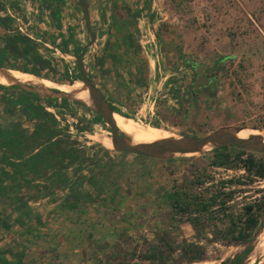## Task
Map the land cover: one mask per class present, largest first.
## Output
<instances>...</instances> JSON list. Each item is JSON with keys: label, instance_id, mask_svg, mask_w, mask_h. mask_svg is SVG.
<instances>
[{"label": "rangeland", "instance_id": "1", "mask_svg": "<svg viewBox=\"0 0 264 264\" xmlns=\"http://www.w3.org/2000/svg\"><path fill=\"white\" fill-rule=\"evenodd\" d=\"M154 1L155 8L161 6L154 10L162 24L159 31L161 41L181 51L183 43L178 32L179 26L183 15L195 12V0ZM241 1L248 11L264 6V0ZM263 12L264 9L258 11L254 16L255 20H252L261 23L262 28ZM205 14L209 15V12L205 11ZM249 48H254L252 53L256 50L253 45ZM170 57L169 67H180V77L187 83L196 78L194 67L188 61L205 66L206 74L218 79L221 94L215 97L216 94L200 87V96L196 103H190L188 114L178 128L169 122L133 119L140 126L144 129H162L168 136H204L221 127L264 132V57L233 56L223 59L188 54H183L182 59L175 54H170ZM72 87L87 92L81 81L75 82ZM231 92L234 98L231 97ZM83 112L78 108L77 116L84 115ZM86 118L88 117L84 119ZM89 118L92 120L94 115L91 113ZM71 122L76 124L73 120ZM77 124H80L79 128L87 125ZM73 129L77 132L75 126ZM90 130L108 136L105 139H111V131L107 125L92 127ZM72 136L86 141L80 134ZM133 140L139 142L134 137ZM110 149L109 155H102V152L94 154L92 161L83 169L84 173L81 172L86 180L88 178V184L78 187V190L84 194L87 188L92 199L83 202L77 211L73 206L56 205L55 197L50 193L51 201H42L38 205L34 204L35 199L25 206V210H34L35 226L41 225L38 235L31 233L29 238L20 240V234H17V217L22 206L20 188L17 190L14 184L9 193L0 194V245H4L3 239L9 232L14 233L0 247L1 256L5 259V255L7 258L12 255L13 258L17 257L20 250L15 251V248L20 247L21 241L31 247L34 242L41 245L42 249L39 251L25 252L27 256L32 254L39 257L36 264H112L120 261L125 262L124 264H153L141 259L140 255L151 245L160 243L163 236L170 241L172 247L170 264H220L246 248L244 244L229 242L228 216H238L247 203L264 201V179L250 174L244 164L251 155L264 165V154L229 147L226 152L230 154V160L226 165L219 166L213 163L215 149L160 160L119 152L113 147ZM140 179L143 182L139 184L145 187H138L133 192L131 183L136 180L141 182ZM101 184H105L103 194L95 191L96 186ZM174 188L206 198L218 196L217 201L210 207L208 215L204 214L200 220L191 222V215L174 213L166 201L164 193ZM34 190L37 189L27 188L24 192L30 199L48 195ZM70 190L66 188L58 192L66 196ZM99 195L104 196L105 202L100 201ZM191 214L192 217L199 215L195 210ZM258 217L259 224L252 242L253 251L245 264H264V209L258 212ZM195 245L203 247L201 257L190 260L184 251ZM48 248L56 251L45 252ZM134 253L136 255L132 256ZM29 263L34 264V259Z\"/></svg>", "mask_w": 264, "mask_h": 264}, {"label": "crops", "instance_id": "2", "mask_svg": "<svg viewBox=\"0 0 264 264\" xmlns=\"http://www.w3.org/2000/svg\"><path fill=\"white\" fill-rule=\"evenodd\" d=\"M87 2L95 35V42L91 46L88 45L90 34L81 10V0H0V60L2 61L0 67L26 74L34 80L48 81L53 87L52 91L67 93L61 87L71 86L77 81L82 82L77 57L86 49L83 59L87 73L101 90L114 114L134 120L142 118L150 122L152 120L169 122L173 127L178 128L188 114L190 103H196L202 86H194V81L187 83L183 77H180V67L176 69L169 67L170 54L181 56V59L183 54L223 59L233 56L264 57V27L262 28L261 23L252 21L264 6L248 11L244 9L241 0L234 2L195 0L196 5L193 7L195 12L183 15L182 24L179 26L178 32L183 46L181 51L178 50L180 54H176L168 47L169 44L160 39L159 31L162 24L157 15L155 16L154 10L160 9L161 6L155 8L154 0H87ZM159 4L162 5L160 2ZM205 11L209 12V15L205 14ZM117 14L130 16L133 20V25L123 33L126 39L121 37L119 39L115 33L113 26ZM262 18L264 20V12ZM254 28L257 30L254 31ZM250 45L255 46L254 53H252L254 48H249ZM139 63L145 66H139ZM0 85L5 86L4 90H0V124L21 120L22 125L28 131H32L34 121L25 119L22 106L18 103H10L2 96L3 93L16 94L17 98L20 89L33 91L17 85L3 83ZM26 87L33 88L34 85L27 84ZM216 92L211 93L219 97L221 91L217 89ZM231 97H233L232 92ZM54 98L58 99L61 106L47 105V108L54 113L61 128L67 127L66 132L76 141L77 148L84 153V162H76L65 170L68 180L61 187L54 186L50 180L37 179L27 183L20 180L22 206L18 212L16 227L20 240L29 238L31 233L38 235L41 229V225L35 226L34 210L29 208L25 210L26 205H30L35 199L34 204L38 205L42 201L43 203L51 201L50 194H52L56 205L73 206L77 211L83 202L92 199L87 188L84 194L78 190V187L88 184V178L86 180L81 172L84 173L83 169L92 161L94 154L100 152L102 155L111 154L110 147L102 142V139L108 136L90 130L92 127L107 125L101 115L99 117L98 113L86 106H77L76 101L70 98ZM63 99H67L68 106L76 110L66 113ZM78 108L84 111V115L77 116ZM91 113L94 118L89 120ZM85 117L88 118L84 119ZM71 120L76 124H72ZM77 123H82L81 125L87 123V125L79 128L80 124ZM74 126L77 131L75 135L80 134L86 139L85 142L72 136L70 130ZM81 178L84 181H81ZM142 182L143 180L132 182L134 189L132 191L134 192L138 187L144 188L145 186L139 184ZM17 183L6 179L3 186H13ZM27 188L37 189L34 190L36 193L50 194L40 199H30L24 192ZM66 188L71 189L69 195L62 196L59 192ZM76 196L79 198L77 199ZM103 198L104 196H101V202H105ZM13 236L14 233L9 232L3 239L4 245L7 238ZM4 245L2 243L0 247ZM32 245L31 247L20 241V247L15 248V251L20 250L18 253L20 256L13 258L12 255L11 258H7L5 255V259L0 254V264H30L29 261L33 259L36 264L39 257L32 254L27 256L25 252L39 251L42 247L35 242ZM48 251H56V249L48 248L45 252Z\"/></svg>", "mask_w": 264, "mask_h": 264}, {"label": "trees", "instance_id": "3", "mask_svg": "<svg viewBox=\"0 0 264 264\" xmlns=\"http://www.w3.org/2000/svg\"><path fill=\"white\" fill-rule=\"evenodd\" d=\"M123 14L115 15L113 26L116 35L118 38L121 37V39L124 38V31L133 25L132 18ZM0 65H2L1 60ZM139 66L143 67L145 65L139 63ZM4 87L0 85V90H4ZM2 97L10 103L20 104L24 109L25 119L34 121V128L32 131H28L22 125L21 120L0 124V194L5 195L13 188L12 185L3 186V182L6 179H10L14 183L18 182L14 185L16 189L20 188V180L27 183L37 179L50 180L54 186L61 187L68 180L65 170L76 162H84V153L77 148L76 141L72 140L66 132L67 127L61 128L60 122L54 113L47 108V105L60 107L61 104L58 99L41 97L37 93L22 89L18 92L17 98L16 94L7 95L5 93H3ZM62 101L64 102V107H66L63 108L66 111H74L72 107L68 106L67 99ZM76 104L85 107L80 102L76 101ZM98 116L101 117L100 115ZM228 150L229 147L215 149V160L213 163L219 166L226 165L230 160V154L226 152ZM244 164L250 174L252 173L254 176L264 179V165L258 163L253 156H248ZM80 180L84 181L82 178ZM89 181L93 183L92 179ZM104 188L105 184L96 186L100 194L104 193ZM164 194L173 212L188 213L191 215V222L200 220L204 214L208 215L210 207L217 201L218 197L211 196V198H206L202 195H192L178 188L167 190ZM76 198L78 199L79 197L76 196ZM263 209L264 201L262 203L251 202L243 207V211L238 216L235 217L233 214L228 216L230 222L228 229L229 242L237 245L244 244L246 248L240 253L225 259L220 264H245V261L253 251L252 242L255 230L259 224L258 212ZM194 210L199 215L192 217L191 211ZM159 242L151 245L148 250L140 255V258L149 260L153 264H170L169 259L172 250L169 244L170 241L162 236ZM202 250V246L195 245L194 247L185 248L184 253L188 256V259L193 260L201 257ZM135 255V253L132 254V256ZM124 263L120 261L112 264Z\"/></svg>", "mask_w": 264, "mask_h": 264}, {"label": "water", "instance_id": "4", "mask_svg": "<svg viewBox=\"0 0 264 264\" xmlns=\"http://www.w3.org/2000/svg\"><path fill=\"white\" fill-rule=\"evenodd\" d=\"M81 10L88 32L90 34V42L88 45L91 46L95 42V35L92 29L87 0H81ZM168 47L173 49L176 54H180L176 48H173L170 45H168ZM85 50L77 57V63L80 68V75L84 84V88L91 97V103L81 101L71 96L69 93L50 90V92L47 94H41L37 90L36 86L33 88H27L26 85L22 83H14L11 85L21 86L26 90H31L39 94L41 97L70 98L84 104L87 108L102 116L103 120L111 131L112 147L114 150L119 152L155 159H169L175 156L193 155L209 149L237 147L240 149L264 154V142H262V144L255 143L254 138H256V136L252 133L245 138L238 136L240 132L248 130L237 127H221L204 136H169L167 138L151 142L132 141L130 136L120 130L116 123L113 109L104 98L96 83L89 77L83 59ZM188 63L194 67L196 73V78L193 82V85L203 86L204 89L215 93L218 89V80L216 78L205 76L201 70L203 65L193 61H189ZM0 69L5 70L2 67H0Z\"/></svg>", "mask_w": 264, "mask_h": 264}, {"label": "bare ground", "instance_id": "5", "mask_svg": "<svg viewBox=\"0 0 264 264\" xmlns=\"http://www.w3.org/2000/svg\"><path fill=\"white\" fill-rule=\"evenodd\" d=\"M0 83L7 85H11L14 83H22L24 85L33 84L34 86L37 87V90L41 94H47L53 88L48 81L34 80L26 74L16 71L2 70V69H0ZM61 89L81 101L87 103H91L92 101L91 97L87 92L79 91V89L73 88L72 85L63 86L61 87ZM114 117L120 130H122L128 136H130L132 141H134L133 137L137 139L139 142H151L169 137L168 133L162 129L159 128L144 129L142 126H140L136 121H134L131 118H126V116L123 117L119 114H114ZM251 133L256 136V138H254L255 143L262 144V142H264V132L248 130V131L240 132L238 136L245 138ZM102 142L105 146L112 147L111 139L103 138Z\"/></svg>", "mask_w": 264, "mask_h": 264}, {"label": "flooded vegetation", "instance_id": "6", "mask_svg": "<svg viewBox=\"0 0 264 264\" xmlns=\"http://www.w3.org/2000/svg\"><path fill=\"white\" fill-rule=\"evenodd\" d=\"M202 73L205 75V76H207V77H210V76H208L207 74H206V72H205V67L204 66H202ZM210 78H214V77H210ZM203 87V86H202ZM204 88V87H203Z\"/></svg>", "mask_w": 264, "mask_h": 264}, {"label": "built area", "instance_id": "7", "mask_svg": "<svg viewBox=\"0 0 264 264\" xmlns=\"http://www.w3.org/2000/svg\"><path fill=\"white\" fill-rule=\"evenodd\" d=\"M70 131H71V133H72V134H75V133H76V132L74 131V129H73V128H71V130H70Z\"/></svg>", "mask_w": 264, "mask_h": 264}]
</instances>
